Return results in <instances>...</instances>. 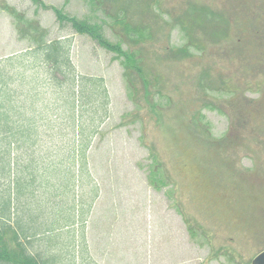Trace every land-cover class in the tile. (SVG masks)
I'll return each instance as SVG.
<instances>
[{
    "label": "rangeland",
    "instance_id": "obj_1",
    "mask_svg": "<svg viewBox=\"0 0 264 264\" xmlns=\"http://www.w3.org/2000/svg\"><path fill=\"white\" fill-rule=\"evenodd\" d=\"M40 1L103 29L136 67L32 0H0V59L71 37L80 81L106 89L88 108L110 112L92 146L100 180L123 167L132 191L182 215L195 264H250L264 248V0Z\"/></svg>",
    "mask_w": 264,
    "mask_h": 264
},
{
    "label": "crops",
    "instance_id": "obj_2",
    "mask_svg": "<svg viewBox=\"0 0 264 264\" xmlns=\"http://www.w3.org/2000/svg\"><path fill=\"white\" fill-rule=\"evenodd\" d=\"M8 90L0 94L13 109L11 130L0 143L15 144L0 154V206L9 194L12 231L0 264H195L180 216L157 211L143 185L132 191L123 167L100 180L93 135L55 89L13 80Z\"/></svg>",
    "mask_w": 264,
    "mask_h": 264
},
{
    "label": "trees",
    "instance_id": "obj_3",
    "mask_svg": "<svg viewBox=\"0 0 264 264\" xmlns=\"http://www.w3.org/2000/svg\"><path fill=\"white\" fill-rule=\"evenodd\" d=\"M35 4H37L39 7H44L46 9L52 10V12L55 14V17L57 21L63 26V25H70L72 30L76 31V33L81 35H86L90 37L93 41L97 43L100 47L103 49H106L109 52L116 53L117 55L124 57V63L127 66L128 69L136 67V57L127 51H123L121 48V44L119 43H112L110 42L105 35L103 34V29H95L96 26L92 25V22L80 20L77 17H70L66 15L61 9L47 6L40 0H32ZM124 12L125 10H121ZM125 23V22H124ZM123 24V30L126 31V28L129 24ZM134 30H130L128 33L131 37L139 38L144 37L146 35V30L143 29H137L135 33ZM38 53L40 54V58L37 60L40 62L43 60L44 67L47 71H49L50 74V80L49 82L51 85H56L59 87H65L66 90V101L69 106H72L74 108V116L76 117V113H78V109H75V105H79L80 101L78 97H76L75 88H80V82L78 80V76L76 73V69L72 64L71 61V46H72V40L71 39H65L64 41L56 40L51 42H44L38 45ZM184 53L188 54L187 51H183ZM7 66H5L6 68ZM4 69L0 72V92L5 93L7 96H9V90L8 87L10 85V82L13 81V78L9 76V73H4ZM140 71V69L138 70ZM142 73V71H141ZM99 85L101 86L103 92L104 91V85L102 81H97ZM83 88L90 87L87 83L81 84ZM70 91V93H68ZM3 95L0 94V136L4 135L5 137L9 139V134L11 130L10 125V111H13V109L10 107L7 100H2ZM82 106L86 103H90L88 100H85L84 96L81 97ZM85 103V104H84ZM103 112L105 114V107L103 108ZM99 114V112H97ZM70 116V112L67 111V117ZM103 118L101 117V120ZM76 124V123H75ZM72 128V126H69ZM73 129V128H72ZM88 128L85 129L83 133V127L78 126L77 130L75 131L77 134L85 135ZM89 133L92 134L91 130ZM11 143L9 141H6L4 143H0V154L2 153H9V148L11 146ZM4 156V155H0ZM9 176V175H8ZM10 211H11V196L7 194L4 203L0 206V249H9V243L6 240V234H9L12 230H10V225L7 223L10 218ZM5 214L7 218H3L2 215ZM5 220L3 222L2 220Z\"/></svg>",
    "mask_w": 264,
    "mask_h": 264
},
{
    "label": "water",
    "instance_id": "obj_4",
    "mask_svg": "<svg viewBox=\"0 0 264 264\" xmlns=\"http://www.w3.org/2000/svg\"><path fill=\"white\" fill-rule=\"evenodd\" d=\"M252 264H264V252L258 255Z\"/></svg>",
    "mask_w": 264,
    "mask_h": 264
}]
</instances>
